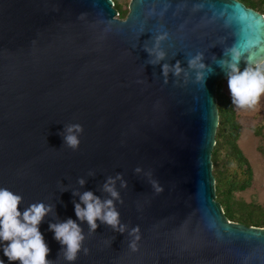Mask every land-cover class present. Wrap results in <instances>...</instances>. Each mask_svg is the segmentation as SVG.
Returning <instances> with one entry per match:
<instances>
[{"label":"water","instance_id":"obj_1","mask_svg":"<svg viewBox=\"0 0 264 264\" xmlns=\"http://www.w3.org/2000/svg\"><path fill=\"white\" fill-rule=\"evenodd\" d=\"M129 5L121 19L113 0H0V187L23 197L20 211L52 206L39 228L54 264L69 262L49 224L69 218L89 249L74 264H264V228L226 217L212 161L217 89L227 79L217 63L236 42L264 56V15L240 0ZM197 54L211 69L203 84L188 66ZM77 124L73 150L64 137ZM118 175L127 185L116 180L123 203L114 201L125 231L98 220L90 232L74 193L112 199L103 185ZM0 260L10 264L2 245Z\"/></svg>","mask_w":264,"mask_h":264},{"label":"clouds","instance_id":"obj_2","mask_svg":"<svg viewBox=\"0 0 264 264\" xmlns=\"http://www.w3.org/2000/svg\"><path fill=\"white\" fill-rule=\"evenodd\" d=\"M166 38L167 33H164L157 37V42ZM248 51V48L241 47L238 42L233 43L224 50L227 58L217 63L218 67L225 72L231 102L237 109H253L260 103L261 97H264V56L257 59L254 54L246 55ZM149 54L152 53L149 52ZM163 58L162 52L157 53V60ZM202 61V54H197L188 61L189 68L196 72V82L199 84L205 83V73L211 72V69ZM242 61L246 65L243 71L240 69ZM162 71L167 77L170 71L169 65H163ZM171 71L179 77L183 69L177 62ZM67 131L69 134L64 137V142L69 148L78 149L80 141L77 135L72 133L82 132L81 126L73 125ZM140 171L141 169H136V172ZM116 180H121V187L127 186L119 175L115 179L109 178L103 185V191L108 193L112 199L102 201L91 191L83 194L74 193L80 196V203H74L75 215L79 221L87 222L90 232H95L99 220L100 223L110 226L114 231L124 233L125 226L120 223V214L114 205V201H120L119 193L115 189ZM79 183L83 186L85 181L80 180ZM150 183L155 192L163 191L156 180H150ZM120 202L123 203V201ZM22 203L21 195L6 187H0V245H2L3 255L10 264H15V262L54 264V261L47 259L50 249L39 228L44 218L52 212V206L36 202L20 211L18 208ZM49 230L54 233V239L62 246L64 259L69 264H74L81 252L84 255L89 254V249L84 247L86 237L76 221L69 218L64 222L50 223ZM139 232L140 229L137 226L129 233L134 237L129 245L133 251L136 250V242L140 240ZM0 264H4V261L0 260Z\"/></svg>","mask_w":264,"mask_h":264},{"label":"trees","instance_id":"obj_3","mask_svg":"<svg viewBox=\"0 0 264 264\" xmlns=\"http://www.w3.org/2000/svg\"><path fill=\"white\" fill-rule=\"evenodd\" d=\"M240 1L254 9L253 4L245 2V0ZM217 98L220 125L216 136L217 144L213 148L212 154L217 201L223 206L225 215L230 221L263 228L264 215L258 214L254 210L246 215L239 214L229 203L235 193L243 192L251 187L253 170L247 157L239 149L240 126L237 122L235 107L232 105L230 97L222 93L220 83L218 84ZM256 210H261V208L258 207Z\"/></svg>","mask_w":264,"mask_h":264},{"label":"rangeland","instance_id":"obj_4","mask_svg":"<svg viewBox=\"0 0 264 264\" xmlns=\"http://www.w3.org/2000/svg\"><path fill=\"white\" fill-rule=\"evenodd\" d=\"M131 1H114L115 8L121 14V19H126L128 16ZM245 2L253 4L254 10L264 15L263 0H245ZM219 83L222 93L230 97L231 100L227 79ZM235 112L240 126L238 146L251 165L253 182L249 189L235 193L229 203L239 214L246 215L251 210H254L256 213L264 215V97H261L260 103L255 108L237 109L235 107ZM258 207L261 210H256Z\"/></svg>","mask_w":264,"mask_h":264},{"label":"built area","instance_id":"obj_5","mask_svg":"<svg viewBox=\"0 0 264 264\" xmlns=\"http://www.w3.org/2000/svg\"><path fill=\"white\" fill-rule=\"evenodd\" d=\"M263 3H264V0H263Z\"/></svg>","mask_w":264,"mask_h":264}]
</instances>
